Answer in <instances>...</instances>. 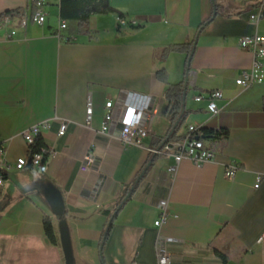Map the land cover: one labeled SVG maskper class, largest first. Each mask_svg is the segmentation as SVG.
<instances>
[{
  "label": "crops",
  "instance_id": "1",
  "mask_svg": "<svg viewBox=\"0 0 264 264\" xmlns=\"http://www.w3.org/2000/svg\"><path fill=\"white\" fill-rule=\"evenodd\" d=\"M62 1L44 0L43 25L29 21L13 39L0 33V165L28 156L23 133L36 124H47L40 136L54 149L41 169L1 168L0 264H65L62 248L44 230L49 216L60 234L61 206L73 264H158V235L168 240L172 264H264V82L236 84L252 63L239 39L264 36V15L250 18L258 3L214 0L216 16L200 32L188 70L186 53L163 60L161 51L191 43L213 16L212 0H110L125 25L118 13L94 14L84 27L65 20L59 31ZM21 9L32 12L28 0H0V15ZM161 69L171 85L188 74L187 114L171 141L182 140L190 125L228 130L227 139L201 131L212 161L198 166L185 158L170 172L173 156L155 152L177 123L164 98L167 85L156 74ZM216 90L223 97L213 116L207 95ZM146 96L153 133L141 146H124L121 106L139 109ZM109 101L116 120L103 132ZM62 122L67 128L60 135ZM228 164L239 166L233 179L225 176ZM161 199L170 216L156 225Z\"/></svg>",
  "mask_w": 264,
  "mask_h": 264
},
{
  "label": "built area",
  "instance_id": "2",
  "mask_svg": "<svg viewBox=\"0 0 264 264\" xmlns=\"http://www.w3.org/2000/svg\"><path fill=\"white\" fill-rule=\"evenodd\" d=\"M258 3L259 12L250 16L251 20L257 21L264 15V0H248ZM44 0H28V8L32 11L30 14L26 13V10H16L15 12L4 13L0 15V33L5 39H13L21 27L25 29L29 21L38 25H43L46 21V12L44 10ZM119 25H125L126 21L122 18H118ZM67 28V21L62 20L60 22L59 31ZM239 46L242 50H245L252 54V63L248 70L242 72L241 76L236 80V84L248 87L255 83L264 82V36L253 35L243 36L239 39ZM223 97V93L220 90L210 91L207 95L208 110L215 116L219 113L220 109L217 106L216 101ZM203 99V96H197L196 100ZM150 98L143 97L142 105L139 109L127 106L123 104L121 106V117L124 119L122 128L120 131V140L124 146L127 145H143V140L147 136L153 133L152 121L153 114L150 109ZM113 103L111 101L105 104L106 112L104 115V123L102 124V131L109 130L110 124L116 120L115 113L112 110ZM88 115L92 114V107L89 106ZM47 127L46 123L36 124L24 131L23 136L29 148V154L27 157H20L15 163L3 162L0 165V169L7 170H22L28 165H32L37 169H41L45 160L49 155L54 153V149L43 146L39 151H32V135H41L43 128ZM67 122H62L59 130V134L63 135L66 132ZM202 127L190 125L184 134L183 139L180 141H169L163 145L156 153H165L173 156L176 165L169 169L170 172H175L177 165L185 158L193 160L196 165L200 166L205 162L212 161L215 158V153L206 146L203 135H201ZM3 148V147H0ZM90 156L86 157V162L81 166L83 171L89 169ZM239 170V166L236 164H228L225 167V176L228 179H233ZM5 176L0 173V187L3 185ZM160 208V217L155 222L156 225H160L168 219L170 216L169 205L167 199H161L158 203ZM263 237L260 239L262 240ZM156 255L158 264H172V255L168 250V240L164 239L161 235H158L156 240Z\"/></svg>",
  "mask_w": 264,
  "mask_h": 264
},
{
  "label": "trees",
  "instance_id": "3",
  "mask_svg": "<svg viewBox=\"0 0 264 264\" xmlns=\"http://www.w3.org/2000/svg\"><path fill=\"white\" fill-rule=\"evenodd\" d=\"M7 13H10L8 11ZM107 13H118L120 17L123 15L119 13L110 3V0H64L60 4V17L63 20H77L79 22V25L81 27H84L88 24L89 18L94 14H107ZM213 16L210 17L207 21L203 22L197 30L196 36L194 40L191 43H182V44H171L161 51V59H166L167 56L172 52H182L187 54V61H186V67L188 63L189 55L192 51L193 44L195 40L198 38L200 32L213 20ZM134 30H138V27H134ZM157 77L162 82H164L167 85V88L164 92V98L168 102V113L172 115L174 123L178 122L177 126L175 127L174 131L164 140V142L160 145L159 149L163 147V145L169 141L176 134V132L182 127L185 117L187 114V110L183 111V89L185 85V78L182 82L176 85H171L168 82V75L165 69H161L157 71ZM201 131L206 136H213L214 134H217V136L223 137L224 139L228 138V130L224 129L222 131H213L210 129H207L205 127H202ZM34 145L31 147L32 151H39L41 147L45 146L43 139L41 136H37L35 138V141L33 143ZM30 151V150H29ZM4 171L0 169V173H3ZM4 174V173H3ZM6 174V173H5ZM4 174V175H5ZM145 172H142L140 176L136 179L134 184L127 190L132 191L135 190L137 187V184L139 183V180L144 176ZM140 178V179H139ZM127 195V194H126ZM125 195V196H126ZM124 196V197H125ZM120 210H118L119 212ZM66 211L63 212L61 216H59L60 222L64 220V217L66 215ZM117 214L115 215V217ZM114 217V219H115ZM110 224V227L105 234V239L109 236L110 230L113 226V222ZM44 230L45 235L48 239V241L54 245H58L62 248V242H61V236L58 233L56 226L54 225L52 219L49 216H44ZM63 250V249H62ZM222 259L226 261V257L220 253L216 252Z\"/></svg>",
  "mask_w": 264,
  "mask_h": 264
},
{
  "label": "water",
  "instance_id": "4",
  "mask_svg": "<svg viewBox=\"0 0 264 264\" xmlns=\"http://www.w3.org/2000/svg\"><path fill=\"white\" fill-rule=\"evenodd\" d=\"M212 1H213V6H214L213 17H215L216 16V6L214 4V0H212ZM196 44H197V39L195 40V42L193 44L192 51H191V53L189 55V58H188V64H187V69L188 70H189V67H190V62H191L192 56H193L195 48H196ZM187 87H188V74L186 75L185 85H184V89H183V100L184 101H185V97H186V89H187ZM183 111H184V106H183ZM177 124H178V122L175 124V127L177 126ZM149 165L150 164L147 165L146 169L149 167ZM130 196H131L130 193L127 194V196L120 203L117 211L125 204V202L130 198ZM63 212H64L63 211V207L61 206L59 208V210H58V215L61 216L63 214ZM115 214L111 217V219H110V221L108 223V226H107V229H106V233H107V231H108V229L110 227V224L112 223V221L114 219ZM60 236H61V242H62V249H63V253H64V257H65V264H73L74 257H73L71 242H70V235H69V231H68V226H67L65 221H62L60 223ZM104 241H105V239L103 240V242L101 244V248L104 245Z\"/></svg>",
  "mask_w": 264,
  "mask_h": 264
},
{
  "label": "bare ground",
  "instance_id": "5",
  "mask_svg": "<svg viewBox=\"0 0 264 264\" xmlns=\"http://www.w3.org/2000/svg\"><path fill=\"white\" fill-rule=\"evenodd\" d=\"M38 135H32V144L34 143V141H35V138L37 137ZM2 151L0 150V153H1Z\"/></svg>",
  "mask_w": 264,
  "mask_h": 264
}]
</instances>
